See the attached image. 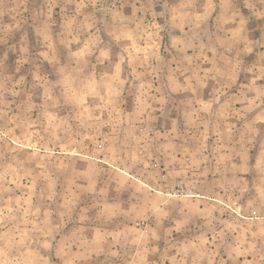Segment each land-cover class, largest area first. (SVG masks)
<instances>
[{"label":"rangeland","instance_id":"obj_1","mask_svg":"<svg viewBox=\"0 0 264 264\" xmlns=\"http://www.w3.org/2000/svg\"><path fill=\"white\" fill-rule=\"evenodd\" d=\"M0 264H264V0H0Z\"/></svg>","mask_w":264,"mask_h":264}]
</instances>
